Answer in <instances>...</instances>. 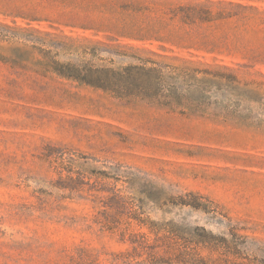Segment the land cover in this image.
I'll return each mask as SVG.
<instances>
[{"label": "rangeland", "instance_id": "374dc122", "mask_svg": "<svg viewBox=\"0 0 264 264\" xmlns=\"http://www.w3.org/2000/svg\"><path fill=\"white\" fill-rule=\"evenodd\" d=\"M170 235L264 264V0H0V264Z\"/></svg>", "mask_w": 264, "mask_h": 264}, {"label": "trees", "instance_id": "16d2710c", "mask_svg": "<svg viewBox=\"0 0 264 264\" xmlns=\"http://www.w3.org/2000/svg\"><path fill=\"white\" fill-rule=\"evenodd\" d=\"M155 245L137 243L130 251L120 253L117 258H125L127 261L136 260V257L145 254L141 262L148 264H164L176 261L179 264H205L200 257L196 258L186 248V242L176 236H163L157 238ZM133 242V241H132Z\"/></svg>", "mask_w": 264, "mask_h": 264}]
</instances>
